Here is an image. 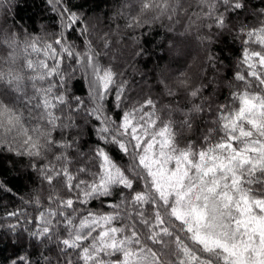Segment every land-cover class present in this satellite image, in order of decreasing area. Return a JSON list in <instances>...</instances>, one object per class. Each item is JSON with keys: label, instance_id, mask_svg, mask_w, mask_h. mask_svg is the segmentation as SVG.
<instances>
[{"label": "snow or ice", "instance_id": "snow-or-ice-1", "mask_svg": "<svg viewBox=\"0 0 264 264\" xmlns=\"http://www.w3.org/2000/svg\"><path fill=\"white\" fill-rule=\"evenodd\" d=\"M31 2L56 23L9 26L29 0H0V159L27 160L48 196L46 208L28 202L33 228L8 225L10 264H33L41 247L54 252L44 264H264V0H123L127 31L96 36L72 0ZM165 24L239 41L231 78L208 56L175 90L161 79L167 103L136 91L113 49L131 39L142 56L133 34ZM77 72L86 97L73 92ZM3 176L0 198L13 190Z\"/></svg>", "mask_w": 264, "mask_h": 264}, {"label": "trees", "instance_id": "trees-1", "mask_svg": "<svg viewBox=\"0 0 264 264\" xmlns=\"http://www.w3.org/2000/svg\"><path fill=\"white\" fill-rule=\"evenodd\" d=\"M192 2V0H189ZM73 5L80 6L79 10L86 13V23L89 29H95L93 35H99L102 32L115 29L117 23L120 24L122 31L124 29L123 20L116 18L117 11L121 10L123 0H72ZM3 13L0 11V17ZM55 12L43 11V6L37 8L29 0V4L23 7L19 14L15 10L9 12L8 24L11 26L13 20L20 27L32 31L35 27L40 29L41 24H55ZM2 22V21H0ZM189 22H184V27L179 25L175 27L179 32H184L188 27ZM54 28H49V31H54ZM78 31L72 33L73 39L79 45L84 39L78 38ZM200 35H204L206 29H199ZM37 32H33L36 35ZM143 46L144 55L133 56L132 53L136 49V44L131 39L125 40L122 44L113 49L117 55V63L123 65L126 78L129 81H135L132 85L136 91L141 88L144 90V95H150L158 101L167 103V88L160 86L161 79L170 78L169 86L175 90V84L179 79L180 73L187 72L189 75H195L200 65L203 64L207 68L208 56L216 58L215 63L218 65L217 77L227 75L231 78L232 72L236 70V66L240 61V43L235 41L231 35L224 34L223 36H213L211 43H201L197 36V28L195 25L191 28V34L178 36L177 33H169L167 24L164 26H153L144 32L142 29L137 30L133 34ZM173 37L172 40H167L168 36ZM167 40V43H166ZM175 43L180 50V55L174 56L169 50V44ZM73 92L76 95L86 97L87 81L84 80L80 72H77L73 81ZM88 143L85 145V150L92 147L95 143L94 136L87 134L83 138ZM13 166L12 161L7 158V154L3 159H0V172L4 173L2 178L9 180L12 192L10 195H5L0 198V236L3 241L0 242V264H10L9 257L13 255L12 246L8 243V237L14 235L9 232L8 225L16 224V231L33 228L32 223H25V216L29 220L38 215L37 210L28 202L38 197L46 208L47 204L43 202L47 199L48 192L46 185L42 183L37 172L25 167L27 160L20 161L19 158ZM93 208L98 205H93ZM12 211H20L19 222L15 217H8L7 213ZM49 248H54V245H49ZM32 252V249H28ZM47 252V249L41 247L32 256L33 264L37 261L44 264L42 256ZM47 255L54 256V252H47Z\"/></svg>", "mask_w": 264, "mask_h": 264}]
</instances>
